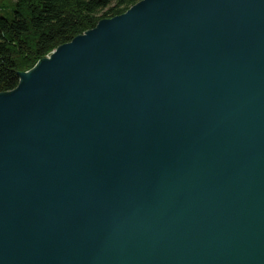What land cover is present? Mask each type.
Listing matches in <instances>:
<instances>
[{"label":"water","instance_id":"1","mask_svg":"<svg viewBox=\"0 0 264 264\" xmlns=\"http://www.w3.org/2000/svg\"><path fill=\"white\" fill-rule=\"evenodd\" d=\"M0 264H264V0H140L20 72Z\"/></svg>","mask_w":264,"mask_h":264},{"label":"trees","instance_id":"2","mask_svg":"<svg viewBox=\"0 0 264 264\" xmlns=\"http://www.w3.org/2000/svg\"><path fill=\"white\" fill-rule=\"evenodd\" d=\"M140 0H17L12 15L0 13V93L15 89L20 72L58 46L126 12Z\"/></svg>","mask_w":264,"mask_h":264},{"label":"rangeland","instance_id":"3","mask_svg":"<svg viewBox=\"0 0 264 264\" xmlns=\"http://www.w3.org/2000/svg\"><path fill=\"white\" fill-rule=\"evenodd\" d=\"M17 0H0V13L5 16H11L13 10L16 8Z\"/></svg>","mask_w":264,"mask_h":264}]
</instances>
